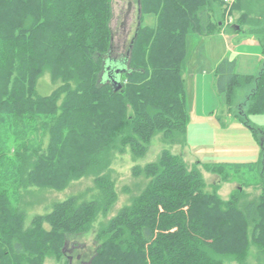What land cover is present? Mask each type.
I'll return each instance as SVG.
<instances>
[{
	"label": "trees",
	"instance_id": "trees-1",
	"mask_svg": "<svg viewBox=\"0 0 264 264\" xmlns=\"http://www.w3.org/2000/svg\"><path fill=\"white\" fill-rule=\"evenodd\" d=\"M111 1L0 0V120L31 127L44 119L51 135L47 152L40 155L32 172L20 173L24 187L65 189L71 181L101 169L103 158L108 165V156L117 150L119 140L121 147L131 145L138 156L145 155L151 137L162 130L171 135L180 131L187 144L189 115L183 76L188 38L216 34L224 18L225 0L138 1L141 23L145 16H154L156 25L138 24L128 69L125 63L119 65L127 71V83L121 79L118 88L107 82L108 75L100 81L103 60L113 52ZM255 1H235L233 10L245 15L239 16L235 28L242 31L243 26H252L253 33L264 34V20L256 23L250 18ZM46 71L62 85L40 96L37 85ZM217 76L231 114L235 112V90L248 81L257 83L247 110L237 115L262 143L258 170L264 191V131L250 125L249 118L264 113V74L245 80L248 77L235 74V62L225 59ZM112 78L119 81L120 76ZM126 99L137 107L136 125L126 120ZM152 111L155 117L150 120ZM173 166L169 169L161 160L144 169L134 168L133 173L144 175L149 183L140 197L99 230L101 244L89 259L91 264H225L223 258L243 264L251 245L264 247V192L256 202L243 204L240 191H233L224 201L217 191L206 192L197 168L189 172L177 156H173ZM203 166L212 174L224 175V182L229 180L224 170L233 168ZM172 171L190 182L181 192V201H158L164 206L158 209L154 204L162 196L158 184ZM97 187L103 202L76 205L69 199L57 204L51 214L36 217L28 230L23 214L0 191V264H43L47 257L65 256L68 242L89 233L99 213L106 212L116 199L108 178L97 180ZM194 194L198 197L192 199ZM147 211L167 222L153 226ZM45 223L50 231L43 228Z\"/></svg>",
	"mask_w": 264,
	"mask_h": 264
},
{
	"label": "rangeland",
	"instance_id": "rangeland-1",
	"mask_svg": "<svg viewBox=\"0 0 264 264\" xmlns=\"http://www.w3.org/2000/svg\"><path fill=\"white\" fill-rule=\"evenodd\" d=\"M138 1L140 2V0L111 1L112 19L110 22V27L113 33V52L109 56L107 55V57H105L103 60L104 68L100 81H105V75L113 77L114 75L118 74L120 76L119 82L121 79H123L125 80L124 82L127 83V78L126 76L124 77V74L127 73L126 70L128 69L130 46L133 42L136 29L139 27L138 24L142 22V14L140 11V6H138ZM235 1L236 0H232L229 3H226L225 1L224 20H226L227 23H237L239 16L244 15V13L241 11L233 10L236 3ZM256 3L257 0L254 2V6L252 7L253 9L250 18L252 21L259 23L260 21L264 20V0H260L257 4ZM147 17L149 16H145L144 22L141 23L142 26L148 27V25L154 24V20H146ZM150 17L153 18L152 16ZM258 27L259 26H257V28ZM242 28L245 31L246 37L256 35L261 38L260 41L263 42L264 45V34H261V31H258L260 34H257L252 32V29H254L252 26H243ZM212 45L215 44H209V42H205L204 44L200 45L196 52L197 57L201 58L202 56H205ZM188 46L189 44L187 45V50L189 51ZM218 48H220V46H218ZM237 50L239 53H249L252 52L254 48L242 45L239 46ZM228 55L229 57L233 56V60H236L235 55ZM242 59L247 60V58L243 57L241 60ZM110 61L115 63L116 68H114L115 66L113 64V66L110 65ZM123 63L126 65V70L120 69L121 67L119 65ZM208 63L211 65V62ZM256 64L257 63H255V65ZM262 68L263 71L261 75L264 74V64L262 65ZM237 72L239 74H244L247 71L240 67ZM247 77L248 78L245 80H248L250 76ZM183 78L186 80L184 76ZM107 82L110 84L112 83L110 80ZM246 83V86H248L247 88L239 90L236 89L237 91L235 90V93L237 92L235 96L236 104L242 103L245 101V98L249 101L255 91L254 90L250 96H247L248 89L250 88L249 86L253 85L254 83L253 81H248ZM71 84L72 88L75 89V83ZM61 85V81L54 80L50 72L46 71L38 81L37 91L40 96H47L50 95L55 89H58ZM112 85L118 88L116 84L112 83ZM256 87L257 86L254 84L255 89ZM209 95L210 105L215 107L219 106V100L217 98L214 99L212 90H210V86ZM125 102L127 103L128 111L126 120H131L136 125L139 121L137 119L135 110L137 107L135 106L133 100L131 101L126 99ZM223 102H225V98H223ZM62 103L63 102L61 100L59 105ZM200 104L201 98L199 96L193 101V105L191 102L193 112L191 116V122L197 125L200 129H204L205 126H210L213 119L210 120L208 116L201 117ZM246 110L247 108L245 110L240 109V114L236 110L235 112H232V115L238 117L239 115H243ZM151 113L152 114L148 116L150 120L155 117L153 111ZM249 118L250 125L259 129L264 127V115H250ZM5 122L6 121L0 120V164L3 166V168L0 166V191L1 193H7L12 207L23 214L25 219V230L32 228V222L36 217L51 214L57 204L68 201L69 199H73L77 203L76 205L103 202L104 195L97 187V180L99 179H102L104 182V179L108 178L109 181H111L115 192V201L106 212L103 210L99 213L93 225V229L85 235L74 237V239L70 240L67 246H65L63 249L65 256L62 258L47 257L43 264H66L68 259L70 260V264H91L89 259L96 253V251L99 249V245L101 244V242L99 243L97 240L99 230L105 227L114 217H116L124 207L130 206L137 197H140L149 183V180L144 175H135L133 173L134 168L136 167L144 169L148 164H157L163 160L165 165H167V167L170 169L174 167L173 156H177L181 158L186 164L189 172H191L194 168H197L200 171L206 184V192L212 194L215 190L217 191V194L220 196V198L224 201H228L230 199L233 191H240L243 193V204L253 201H260V198L264 192L262 190L263 179L260 177L262 176V172L259 170L258 173L256 172L252 174L253 178L249 180L248 174L245 173L246 171H249V169L247 170L235 167H226L224 171H227V174H225L228 176L229 180L224 182V175L208 173L206 172V167L197 163V161L200 160L206 164H225L232 166H242V164L245 163L253 164L252 160H255V158L252 157L253 153L249 150V147L245 148L247 145L244 142L234 143L228 141L226 143H222L225 144L226 149L214 147L220 146L219 143H215L216 145L213 144V146H211V143H207L210 146V149L201 151V145L205 146V139L198 136L194 140L189 139V149L191 151L190 154V152L186 151V144L184 143L180 131L171 135V133L166 130L158 131L151 137L150 142L147 144V151L144 153L145 155L141 156L133 153V148L131 145L121 147V140H119L117 145L118 147L116 148L117 150H113L108 156L110 159L108 162L109 166H105L106 158H103L100 161L101 169L98 171L94 170L90 172L89 175L84 176L79 180L71 181L65 189L57 190L52 188H39L35 186L24 187L22 186L20 173L22 171H26L27 174L32 172L33 167L38 161L40 155H43L42 153L47 152L51 135L49 131L44 128V119H38L31 125V127L25 126L24 124H18L16 126L10 120H8L10 124ZM222 128H227V125H224ZM243 129L246 131L251 130L247 127ZM167 132L168 134H166ZM188 153L190 156H188ZM163 154L164 158L162 157ZM23 156H25V158H23ZM102 168L105 169L102 170ZM189 182L190 179H185L182 173L174 171L169 173L158 184L162 191V196L155 198V206L158 209H164V206L160 205L158 201H181V192L187 189ZM197 197L198 196L194 194L192 199ZM145 201L148 200L146 199ZM147 213L150 214V211H147ZM150 215V217H152L151 223L153 226L158 225L159 221L163 223L167 222V219L157 216L156 213H151ZM43 228L47 231L51 230V227L48 223H45ZM223 263L237 264V261H235L234 258H223ZM243 264H264V247L256 244L251 245L249 252L244 258Z\"/></svg>",
	"mask_w": 264,
	"mask_h": 264
},
{
	"label": "crops",
	"instance_id": "crops-1",
	"mask_svg": "<svg viewBox=\"0 0 264 264\" xmlns=\"http://www.w3.org/2000/svg\"><path fill=\"white\" fill-rule=\"evenodd\" d=\"M152 17L153 18L149 16L147 17L146 20H154L153 25H148V27L154 28L156 25L155 23L156 19L154 16ZM260 39L261 38L256 35L251 37H246L244 30L239 31V28H235V23L232 24L227 23L226 20L222 18V22L219 24V29L216 32V34L207 37L194 35L188 38L189 51H188L187 67L184 75L186 79L185 81H186L187 111L189 115V121L187 124L186 151L190 152L191 154V151L189 149V144H190L189 139L194 140L198 136H200V138L205 139V146L201 145V149H202L201 151L210 149V146L207 143H211V146H213V144L216 145L217 143H219L220 146H214V147L215 148L221 147L226 149L225 144L222 143H226L228 141L234 143L244 142L247 145L245 146V148L249 147V150L252 151L253 153L252 157L255 158V160H252L253 164L245 163L242 164V166L239 165H233V166L229 165V166L235 168L247 169V170L249 169V171L245 172L246 174H248L249 180L253 178L252 174L256 172L258 173V169H259L258 166L262 158L263 146L262 143L256 139V137L253 135L251 130L250 132L243 129L246 128L247 126L244 125L238 119L237 116H233L231 113H229V110L227 109L228 107L226 106L227 103H226L225 94L220 93L218 88L217 71H218V67L225 59H228L230 61L233 60L232 58L233 56L229 57L228 55V54L231 55L233 54L236 57L235 58L236 60H233V62H235V74L237 76H239L240 78H246L247 76L250 77L254 76L256 78L260 77L263 71L262 65L264 64V45L263 42L260 41ZM205 42H209V44H215V45H212L211 48H209L208 52L206 53L207 56L205 55L202 56L201 58L197 57L196 52L198 47L204 44ZM242 45H246L248 47L254 48V50L249 53H239L237 48ZM218 46H220V48H218ZM242 57L247 58V60L246 59L241 60ZM208 62H211V65ZM255 63L257 64L255 65ZM240 67L242 69H245L247 72H245L244 74L241 73L239 74L237 71ZM253 83L257 86L256 82ZM254 84L249 86L250 88L248 89L247 96H250L255 90ZM209 86H210V90H212L214 99L217 98L219 100V106L215 107L210 105ZM247 87L248 86L237 89L239 90ZM236 94L237 92L235 93V96ZM198 96L201 98V104H200L201 117L208 116L210 120L213 119V121H211L210 126L207 125L208 127L205 126L204 129L203 128L200 129L197 125L191 122V116L193 113L192 112L193 101L196 100ZM223 98H225V102H223ZM247 104H248V100H246V98L245 101H243L240 104H236L234 99V111L237 110L239 112L240 109L245 110L247 108ZM262 115H264V113L258 116H262ZM224 125H227V128H222ZM260 129L264 130V127ZM190 154L188 153V156H190ZM197 163H199L200 165L206 164L200 160L197 161Z\"/></svg>",
	"mask_w": 264,
	"mask_h": 264
},
{
	"label": "water",
	"instance_id": "water-1",
	"mask_svg": "<svg viewBox=\"0 0 264 264\" xmlns=\"http://www.w3.org/2000/svg\"><path fill=\"white\" fill-rule=\"evenodd\" d=\"M108 77L110 78V81H111L113 84H117V83L119 82V81H117L116 79L110 77L109 75H108ZM119 88H121V86H119Z\"/></svg>",
	"mask_w": 264,
	"mask_h": 264
},
{
	"label": "built area",
	"instance_id": "built-area-1",
	"mask_svg": "<svg viewBox=\"0 0 264 264\" xmlns=\"http://www.w3.org/2000/svg\"><path fill=\"white\" fill-rule=\"evenodd\" d=\"M226 1V3H229V2H231L232 0H225Z\"/></svg>",
	"mask_w": 264,
	"mask_h": 264
}]
</instances>
